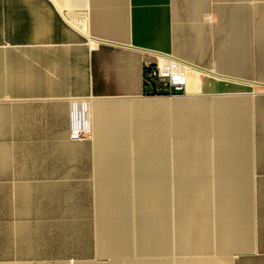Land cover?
Instances as JSON below:
<instances>
[{
  "label": "crops",
  "instance_id": "1",
  "mask_svg": "<svg viewBox=\"0 0 264 264\" xmlns=\"http://www.w3.org/2000/svg\"><path fill=\"white\" fill-rule=\"evenodd\" d=\"M166 56L195 66L200 79L206 74L204 70L224 76L226 93L243 99L237 100L240 107L232 115L249 120L248 145L241 146L249 152L162 156L173 162L172 170L169 168L162 178L167 180L169 202L173 193L177 212L176 250L197 254L206 242L210 247L208 215L213 193L217 255L223 259L222 264H264V0H0V264H9L11 256L25 253L27 176L46 178L39 185L49 188L55 177H92V192L100 191L98 183L107 176L119 175L134 185L136 175L97 171L94 160L153 157L98 155L93 152V143L102 140L107 126L117 129L133 118L150 125L166 120L168 126L171 121L176 127L174 119L179 116L175 104L181 101L206 106L205 125L213 130L212 96L201 94L187 99L186 91L182 95L185 99L174 96L169 101L164 96L147 95L152 89L145 84L144 65ZM222 56L224 72L215 67ZM147 101H162L169 108L154 114L138 113L134 106ZM74 102H87L91 131L87 140L73 141L69 137ZM116 112L122 113L120 120L114 116ZM169 141L172 149L175 137ZM27 145L34 146L30 166ZM184 159L206 163L203 170L191 173L182 169ZM85 183L90 185V181ZM135 186L130 189L135 190ZM184 192L209 193L208 215L200 220L189 216L183 220L187 217L184 200L176 194ZM250 201L255 206L254 216L250 215ZM168 213L169 209L163 220L154 223L162 234L151 235L150 250H136L137 228L133 232L115 225L130 231L131 250L104 253L112 257L108 263L67 261L168 264L157 259L169 251ZM11 223L17 232L13 249ZM94 238L92 232L93 248ZM200 239L204 246L198 243ZM123 252L135 255L123 256ZM101 253L94 249L93 255L99 257ZM170 264L217 263L178 259Z\"/></svg>",
  "mask_w": 264,
  "mask_h": 264
},
{
  "label": "bare ground",
  "instance_id": "2",
  "mask_svg": "<svg viewBox=\"0 0 264 264\" xmlns=\"http://www.w3.org/2000/svg\"><path fill=\"white\" fill-rule=\"evenodd\" d=\"M190 66L192 67V71L187 86L189 94L187 99L201 97V80L199 77V71L194 68L195 66ZM204 72L208 75L224 77L213 70H204ZM210 98L214 100L213 107L215 108V123L212 131L205 125L207 121L206 106L195 107L189 105L186 101H181L180 103L178 102L175 104V113L177 114V117H179L174 119V123L176 124V136L172 149L170 148L171 144L169 141L166 120H162L154 125L139 124L133 127L120 126L121 130L125 131L132 137V141L129 142L128 145L107 142V140L104 139L106 135L105 130L103 131L104 135L102 136V140L93 143V152L98 155L125 153L136 154L138 156H153V158L138 157L132 160H118V158L114 159V157L113 159L97 158L94 160V167L97 171L120 172L121 175H124L125 177L129 174H134L136 175L137 183L134 184L136 185V189L133 193V200H130V198L127 197L128 191L126 188L130 185V182H126V179H121L119 175L104 177V180L98 183V186L101 187V189L100 191L95 190L94 193L101 192L103 196L96 206V217L100 224V242H96V247L92 249L93 252L94 249L96 251L99 249V251L103 253H115L118 250H131L133 241L131 240L130 231L128 229H120L116 227L115 223L118 221L129 222L132 218V208L134 204V209L141 217V220H138L137 222L138 227L135 236L136 250H150L151 235L162 234V230L154 226V223L160 222L167 216L169 209V195L165 188L168 184L167 180L163 179L162 176L166 175L168 172L170 162L169 159L163 158L162 156H167L169 154L176 155V153L179 152H198L200 154L211 152L218 154L241 153L243 151L249 152V150H241V146L248 145V117L243 115H240V117L233 116L231 113L232 111L239 110L238 108L240 107L241 102L230 99L229 96H212ZM219 98L222 100H219ZM134 108L140 114H154L157 112H166L169 105L162 101H149L136 104ZM120 115H122L121 112H116L114 114L119 120L121 119ZM117 122L121 123L118 120ZM237 148L240 150H237ZM205 163V161L195 162L184 159L182 162V169L191 173L199 172L204 169L203 166ZM152 176L155 177V179L149 180ZM185 184H189L190 186L197 185L195 182H186ZM108 195H113V197ZM176 197L183 198L185 205L184 214L191 219L200 220L204 215H208L209 193L184 192L180 194L177 193ZM224 209L226 208L221 210L224 211ZM199 232L201 233V231ZM24 233L25 253H21L16 256V258L27 260L38 254L35 252L33 246H26V223L24 225ZM200 240L201 241L198 243L200 246H204V240ZM77 253L79 254L80 252ZM82 254H85V252L82 251ZM9 264L52 263L19 260ZM53 264L69 263L67 260H60L53 262Z\"/></svg>",
  "mask_w": 264,
  "mask_h": 264
},
{
  "label": "rangeland",
  "instance_id": "3",
  "mask_svg": "<svg viewBox=\"0 0 264 264\" xmlns=\"http://www.w3.org/2000/svg\"><path fill=\"white\" fill-rule=\"evenodd\" d=\"M224 52V50H222ZM217 69L224 72V57H219ZM210 69V68H208ZM201 79L204 80V87L201 89V94L204 96H229L230 99L243 100L241 96H230L226 93L224 78L212 76L208 74H201ZM200 79V80H201ZM169 101L174 100V97H165ZM179 98H184L181 96ZM252 99V98H251ZM249 99V101L251 100ZM164 100V99H163ZM164 100V101H168ZM219 100H222L219 98ZM148 102V101H147ZM251 103V101H250ZM264 116V114H262ZM143 120L133 118L131 121H125L122 125H119L117 129L113 128V125L106 127L105 139L107 142H118L121 144L128 145L132 141V137L129 136L125 131L121 130L120 126H135L140 123L144 124ZM150 123V122H149ZM146 124V123H145ZM168 136L170 139L175 137L176 127L171 126V121L167 126ZM263 147V146H262ZM261 147V148H262ZM264 149V147H263ZM34 146L27 145V165H32L30 158L34 156ZM182 154H200L198 152L192 153H176V155ZM153 157V156H152ZM170 169L172 170L173 162L170 161ZM134 178V177H132ZM46 178H39L33 176L26 177V191H25V220L27 225L26 233V246H33L35 252L38 254L35 257L25 259H17L14 256L10 257L11 262L17 261H42L46 263H52L60 260L70 259H87L96 263H108L110 258L109 254L101 253L99 257L93 255V241L92 232L94 233V243L98 241L100 236V224L96 217L97 205L99 199L102 197L101 192L94 193V187L92 185L93 178H67V177H55L53 178V187L40 186V182ZM135 180V178H134ZM85 181H90V185L86 184ZM134 185L128 186L127 197L133 200L134 190L130 188ZM96 190V189H95ZM112 196L113 195H108ZM95 197V199H93ZM98 197V198H97ZM173 193H170L169 202V232H168V245L169 251L167 256H159V260L165 261L170 264L176 260H188V259H200V260H213L217 264H222L223 259L217 254L219 250L217 248V240L215 234V223L216 214L214 209V194H211V211L209 213L211 223V237L210 247L209 242L207 246L199 251L197 254L184 253L176 250L175 247V220H177V212L174 211ZM96 207V208H95ZM135 204L132 208V220L128 225L123 224L121 221L115 223L122 227H129L133 232L137 228V221L141 220L139 213L134 209ZM255 206L250 201V215L254 216ZM95 211V215H94ZM188 220L187 217H183V220ZM93 220V222H92ZM14 220H11L13 222ZM124 222V221H123ZM122 223V225H120ZM118 226V227H119ZM14 228V229H13ZM14 230V231H13ZM10 245L13 249L17 243V232L16 226L13 223L10 225ZM72 240V241H71ZM77 242V243H76ZM75 244V245H74ZM12 251V250H11ZM27 251V248H26ZM82 251L85 254H82ZM77 252H80L79 254ZM123 256L131 255L134 253L123 252ZM126 253V254H125ZM112 255V254H111ZM150 257L149 259H154ZM156 259V258H155ZM34 260V261H32ZM224 264V263H223Z\"/></svg>",
  "mask_w": 264,
  "mask_h": 264
},
{
  "label": "built area",
  "instance_id": "4",
  "mask_svg": "<svg viewBox=\"0 0 264 264\" xmlns=\"http://www.w3.org/2000/svg\"><path fill=\"white\" fill-rule=\"evenodd\" d=\"M192 67L182 60L166 56L144 65L145 84L155 96L174 97L185 95ZM69 137L83 141L91 137L87 102H74L71 106Z\"/></svg>",
  "mask_w": 264,
  "mask_h": 264
},
{
  "label": "trees",
  "instance_id": "5",
  "mask_svg": "<svg viewBox=\"0 0 264 264\" xmlns=\"http://www.w3.org/2000/svg\"><path fill=\"white\" fill-rule=\"evenodd\" d=\"M147 95H152V96H154V95H155V93H154V92H152V91H150V92L148 91V92H147Z\"/></svg>",
  "mask_w": 264,
  "mask_h": 264
}]
</instances>
